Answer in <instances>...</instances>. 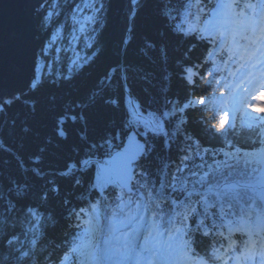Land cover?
Here are the masks:
<instances>
[{"label": "snow or ice", "instance_id": "snow-or-ice-1", "mask_svg": "<svg viewBox=\"0 0 264 264\" xmlns=\"http://www.w3.org/2000/svg\"><path fill=\"white\" fill-rule=\"evenodd\" d=\"M149 2L125 0V18L133 26L126 34L134 32L136 17ZM109 3L42 0L36 9L40 26L54 31L40 54L46 56L55 44L59 18L66 21L68 15L79 24L84 47L93 49ZM157 14L165 25L158 33L160 42L145 40L139 51L146 60L156 63L155 56L166 66L170 56L165 41H185L172 61L175 72H165L154 83V72L126 63L111 66L84 100L63 106L51 132L27 160L17 159L5 140V130L13 135L19 119V113L10 117L8 109L20 103L27 110L20 120L26 135L31 129L25 121L35 114L36 101L22 93H0V157L16 160L20 173L7 172L12 160L0 159V264H264V148L243 151L239 141L218 140L229 128L235 133L239 120L264 145V0H185L180 8L159 0ZM98 54H77L67 73L34 75L29 93L49 78L57 88L70 82L75 78L71 74L78 75ZM133 78L147 85L144 103L138 98L132 102ZM174 81L185 91L197 90L202 83L208 97L218 92L219 106L208 117H197L203 132L215 134L216 143H204L189 127L192 113L207 110L205 95L178 97L172 93ZM121 94L127 98L118 123L110 121L111 128L90 139L86 111L97 105L120 111ZM47 105L57 108L60 98L51 94ZM146 105L151 109L147 116ZM71 125L80 126L83 148H73L75 158L62 167L46 169V158L69 140ZM97 156L105 158L94 159ZM149 160L155 162L152 171L143 165ZM93 168L95 175L86 182ZM58 178L83 187L81 199L88 196L87 207L66 212L75 231L71 239L59 242L47 235L58 224L47 210L49 200L61 196ZM34 181L41 182L38 190ZM62 203L70 201L64 197ZM24 224L27 232L21 234L31 233L27 244L17 234Z\"/></svg>", "mask_w": 264, "mask_h": 264}, {"label": "trees", "instance_id": "trees-1", "mask_svg": "<svg viewBox=\"0 0 264 264\" xmlns=\"http://www.w3.org/2000/svg\"><path fill=\"white\" fill-rule=\"evenodd\" d=\"M78 2V0H76ZM166 3L171 2L173 7L180 8V5L185 3V0H165ZM215 2V0H213ZM159 0H150L149 4L141 10L139 15L135 20L134 32H127L126 29L132 28L130 21L126 20L127 6L125 0H110L106 13V21L101 31L96 34L97 42L93 49H87L84 47V34L79 32V24H73L71 16L68 15V19L65 21V17L61 16L59 18L58 25L60 27V32L56 37V42L54 45L47 49V55L42 56L41 48L44 47L52 39V32L54 29L45 30L41 28L40 16L35 11V17L37 19L36 28L37 36L42 38V43L37 50L36 63L43 67L41 73H34L33 76L47 75V73H53V76L57 71L67 73L70 66V61L76 58V55L84 56L85 54H90L92 51H98V55L94 60L79 72V74L72 73L75 78L70 82L63 84L61 87L57 88L51 83V78L38 88L35 92L29 93V84L26 88L19 92V94H24L25 99H30L36 101L35 114L29 115L25 121L31 131L28 134H24L20 131V120H23L27 110L22 104L17 103L8 109L9 116H16L19 113V119L17 120V126L13 135L9 136L7 130H5V140L14 149L13 155L17 156V159L23 157L27 160L28 155L35 152L36 146L40 143L43 138L51 132L53 123L62 111L63 106L68 103H75L77 101L84 100L89 92L95 87L97 81L109 70V68L117 63H126L134 66L143 68L145 71H150L155 73L154 83L160 79L165 72H175V67L172 63L176 58L179 57L180 53L186 47L185 41L178 40L175 38L168 39L165 41L168 45L170 60L166 66H162L158 60V57L154 58L157 60L156 63H152L146 60L139 49L143 47L145 40H151L159 44L160 37L158 33L165 27L163 21L159 18L157 14V7ZM67 14V9H65ZM183 12V9H181ZM190 19V18H189ZM179 23V21H177ZM184 26H188V21L186 20ZM89 28L91 26H88ZM86 34H91L86 33ZM80 36L77 40L74 37ZM125 38L131 41L130 44H122L121 41ZM202 48L203 45H200ZM126 49V51H125ZM51 65L48 67L47 65ZM130 85L132 89L133 100L135 103L138 98L141 103L147 100L146 93L144 91L147 85L137 79H130ZM208 92L211 89L207 90ZM55 93L60 98V105L53 109L47 105L48 97ZM172 93L178 97L183 98L184 96H199L205 95L207 99V110L202 111V113L194 112L191 114V124L189 125L192 133L195 136H199L204 143L211 141L216 143L215 134L209 135L201 130V126L198 122L197 117L201 114L204 117L209 116V111L213 110L214 96L208 97L207 92L203 90L202 83L199 85L197 90L185 91L184 87L179 83V81L173 82ZM122 96V108L120 111L112 110L104 105H97L95 107L89 108L85 115L88 121L87 131L90 139L96 140L101 135L105 133L106 130L112 127L110 121H119L120 116L123 111V101L127 97L123 94ZM155 106L153 105V108ZM151 110L145 107L143 114L147 116L148 111ZM214 122V121H210ZM79 125L69 126V140L65 142L59 150H56V155H50L46 158L44 167L46 169L59 168L62 167L64 162L68 159L75 158L73 153V148L80 147L83 148L81 141L77 135L79 131ZM232 140L234 143L239 141L237 147L243 145V151H259L264 148V145L257 141V137L249 133L243 127L236 125V131L233 133L232 129L229 128L223 136L218 137L219 143L223 144L225 140ZM255 142V143H254ZM23 147H19L20 144ZM157 151H160L159 144ZM18 153V155H17ZM171 158L174 160L176 157L175 150L170 154ZM7 158L12 160L11 157H0V159ZM103 156L94 157V159H102ZM143 165L149 171L154 170V161H144ZM5 170L13 175L19 176L20 173L16 168V160H12L10 165H7ZM95 175V168H93L85 176V181ZM37 185V190L39 189L40 181H34ZM57 183L61 187V196L59 198L50 199L47 205V210L51 211L55 218L58 220V224L55 228H49L47 235L48 238L54 241H62L65 237L71 239L70 233L75 231V229L69 225L68 220L65 218V214L69 208L87 205L84 203L88 199L87 194L84 195L83 199L80 197V193L84 191V188H75L70 181L57 179ZM67 197L70 201L68 205L62 203V199ZM31 202V201H29ZM44 211V209H41ZM238 211V209H237ZM74 220L72 221V223ZM27 224H24L17 228V234L20 235V239L27 244L28 240L31 238V233H28L27 237L22 235V232H27Z\"/></svg>", "mask_w": 264, "mask_h": 264}, {"label": "water", "instance_id": "water-1", "mask_svg": "<svg viewBox=\"0 0 264 264\" xmlns=\"http://www.w3.org/2000/svg\"><path fill=\"white\" fill-rule=\"evenodd\" d=\"M42 0H0V93L26 88L35 70L37 36L35 9ZM105 158V157H104ZM103 158V159H104Z\"/></svg>", "mask_w": 264, "mask_h": 264}, {"label": "rangeland", "instance_id": "rangeland-1", "mask_svg": "<svg viewBox=\"0 0 264 264\" xmlns=\"http://www.w3.org/2000/svg\"><path fill=\"white\" fill-rule=\"evenodd\" d=\"M39 65V64H38ZM101 223L103 224V221H101Z\"/></svg>", "mask_w": 264, "mask_h": 264}, {"label": "bare ground", "instance_id": "bare-ground-1", "mask_svg": "<svg viewBox=\"0 0 264 264\" xmlns=\"http://www.w3.org/2000/svg\"><path fill=\"white\" fill-rule=\"evenodd\" d=\"M38 7V6H37ZM37 7H36V9H37ZM36 9H35V11H36Z\"/></svg>", "mask_w": 264, "mask_h": 264}]
</instances>
